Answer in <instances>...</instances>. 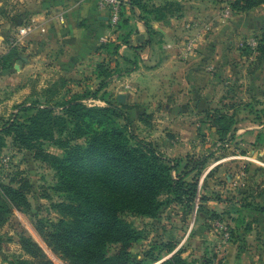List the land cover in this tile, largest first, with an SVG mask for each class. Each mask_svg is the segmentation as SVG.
Returning a JSON list of instances; mask_svg holds the SVG:
<instances>
[{
    "label": "rangeland",
    "instance_id": "374dc122",
    "mask_svg": "<svg viewBox=\"0 0 264 264\" xmlns=\"http://www.w3.org/2000/svg\"><path fill=\"white\" fill-rule=\"evenodd\" d=\"M121 1V22L115 27L106 24L116 36H124L121 29L130 18L126 10L137 19L162 21L181 11L182 5L179 0H129L132 4L127 9V1ZM201 1L191 0L199 18L186 21L190 26H172L175 29L170 33L202 36L211 31L206 21L214 26L224 24L214 35L213 50L201 51L208 50L214 63H209L208 81L200 83L199 105L189 104L190 99L183 95L187 98L190 91H185L178 95L170 112L164 106L151 105L145 106L138 122L130 118L131 128L139 138L152 143L163 156L176 160L178 165L171 171L174 177L195 180L196 195L186 200L160 194L161 204L153 217L125 211L123 217L139 236L130 251L146 264H158L174 252L189 264H260L259 258L263 257L258 245L264 243V230L255 232L251 227L257 211L246 204L264 206V196L262 200L255 199L258 193H264V52L257 49L264 31V3L239 11L233 8V0ZM30 3L31 0H0V56L9 55L6 65H0V195L4 185L18 188L25 183L22 192L26 202L19 207L10 204L11 211L0 227V264H15L17 259L28 257L20 246L21 237L36 242L55 264H65L47 247L36 227L43 225L47 229L50 222L57 221L58 204L66 200L68 189L52 160L64 155L61 139L67 136L68 128L59 132L61 121L53 124L40 120L38 128L45 135L26 147L4 126L12 120L28 124L27 118L42 106L52 107L47 113L49 118L63 116L60 105L74 95H84L82 102L88 105L130 107L117 99L116 94L125 90L118 89L112 80L130 65L113 61L115 65L111 66L103 52L102 57L97 56L81 71L70 74L66 60L57 56V47L38 57L35 50L41 46H35L36 41L30 38L32 32L21 40L17 36L22 23L19 5ZM226 9L228 14L223 16ZM29 14L26 9L25 15ZM222 18L228 21L222 23ZM149 29L155 36L160 33L151 25ZM186 39L184 50L197 51L196 45L187 49ZM206 83L209 87H205ZM210 111L232 113L234 129L219 137L217 128L208 124L206 112ZM73 143L83 144L84 140ZM259 148L262 150L257 151ZM256 179L260 182L257 189Z\"/></svg>",
    "mask_w": 264,
    "mask_h": 264
},
{
    "label": "trees",
    "instance_id": "16d2710c",
    "mask_svg": "<svg viewBox=\"0 0 264 264\" xmlns=\"http://www.w3.org/2000/svg\"><path fill=\"white\" fill-rule=\"evenodd\" d=\"M262 3L264 0H233L232 6L236 10L247 11ZM122 11L123 8L118 24ZM160 17L164 18L163 15ZM263 39L264 31L257 45L262 53ZM99 47L117 54L118 44H101ZM8 57L0 56L1 66L6 65ZM83 98L84 95H74L64 101L60 105L63 116L49 118L47 113L52 111V107L42 106L27 118L28 124L12 120L4 126L6 132L13 133L26 147L45 135L44 130L38 128L40 120V123L53 124L61 121L59 132L68 128L67 136L61 139L65 153L52 160L64 187L68 189L66 200L58 204L60 217L57 221L50 222L47 229L43 225L36 229L51 252L65 264H146L131 254L130 248L139 236L123 213L153 217L161 204L158 200L160 194L192 200L197 191L196 182L174 177L171 171L178 165L176 160L163 156L152 143L133 132L127 112L130 107L88 105L82 102ZM206 113H209V126L217 128L219 137L234 129L232 113ZM67 122L72 123V127ZM77 139H83L84 143L72 144ZM24 187L25 183L18 188L2 186L0 227L11 211L10 204L19 207L26 203L22 192ZM246 207L264 213L262 204H246ZM19 243L28 257L17 259L15 264H55L30 238L21 237ZM158 264L189 263L180 253L174 252Z\"/></svg>",
    "mask_w": 264,
    "mask_h": 264
},
{
    "label": "crops",
    "instance_id": "0c3cea01",
    "mask_svg": "<svg viewBox=\"0 0 264 264\" xmlns=\"http://www.w3.org/2000/svg\"><path fill=\"white\" fill-rule=\"evenodd\" d=\"M23 1L21 0V3ZM124 1H127L128 9L129 0ZM179 2L182 4L181 11L175 12L167 20L150 19L147 21L148 25L145 20L135 18L126 10L130 18L121 29L124 36H116L107 27L106 24L109 22L104 12L96 10L95 0H31L30 4L19 5L20 22H22L19 23L22 26L30 19H34L35 27L30 38L36 41L35 46L36 44L41 46L36 47L35 51L39 52L37 56L40 57L44 51L57 47V56L66 60L70 74L81 71L82 66L86 67V63L95 61L92 59H96L97 56L102 57L103 52L106 53L107 58H110L111 66L114 64L113 61H119L120 65L123 63L125 66L130 65L121 75L115 74L112 80L118 89L125 90L120 92L123 94H116L117 99L118 95H123L122 102L131 105L128 110L129 117L138 122L145 106L161 105L170 112L169 110L176 104L178 95L185 91H190V94L187 98L183 95L184 99H190L189 104L198 106L200 83L208 81L207 70L211 67L209 63H214V59L209 56L208 50L201 51L203 48L213 50L214 35L224 24L214 26L213 23L209 24L206 21V28H211V31H206L202 36H170L175 29H171L172 26L178 23L190 26L186 21L199 18L198 14H195L196 7L191 4V0H179ZM200 2L202 3L201 0ZM26 9H29L30 13L28 17L25 15ZM59 15L62 17L61 21L58 19ZM227 21L225 18L221 19L222 23ZM150 25L158 28L160 32L158 36L153 32L150 33ZM138 34H143L142 42L135 40ZM185 39L188 42L191 40L193 43L191 45H196L198 50L195 52L184 50ZM105 41H114L118 44L116 55L104 48L97 49ZM255 181L256 188L260 182L257 179ZM258 194L255 199L262 200L264 193ZM254 215L255 219L251 227L255 232L263 231L264 213L257 211ZM258 247L263 257H260L258 262L263 264L264 243H260Z\"/></svg>",
    "mask_w": 264,
    "mask_h": 264
},
{
    "label": "built area",
    "instance_id": "2783aa9c",
    "mask_svg": "<svg viewBox=\"0 0 264 264\" xmlns=\"http://www.w3.org/2000/svg\"><path fill=\"white\" fill-rule=\"evenodd\" d=\"M96 10L99 12H104L108 22L111 26L115 27L118 25L120 20V12L122 8L121 0H95ZM228 10H225L223 16H227ZM58 19L61 21V15L58 16ZM34 19H30V21L22 26L18 27L17 36L18 39H22L23 37L30 34L34 29ZM192 42L189 41L187 44V49L189 50L192 47Z\"/></svg>",
    "mask_w": 264,
    "mask_h": 264
},
{
    "label": "water",
    "instance_id": "95a60500",
    "mask_svg": "<svg viewBox=\"0 0 264 264\" xmlns=\"http://www.w3.org/2000/svg\"><path fill=\"white\" fill-rule=\"evenodd\" d=\"M135 40L137 41V42H142L143 41V34H138L137 36H136V38H135ZM118 100L119 101H122L123 100V95H118Z\"/></svg>",
    "mask_w": 264,
    "mask_h": 264
}]
</instances>
